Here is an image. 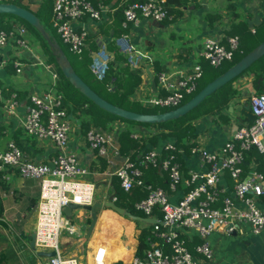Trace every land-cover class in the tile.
I'll list each match as a JSON object with an SVG mask.
<instances>
[{"label":"built area","instance_id":"1","mask_svg":"<svg viewBox=\"0 0 264 264\" xmlns=\"http://www.w3.org/2000/svg\"><path fill=\"white\" fill-rule=\"evenodd\" d=\"M38 5L40 0H35ZM163 0H133L122 5L123 25L137 23L141 18L151 17L162 20L165 11ZM0 2H14L0 0ZM107 6L99 3L93 5L89 0H53L52 26L68 46V49L81 55L85 47L87 30L74 23L84 16L100 20ZM255 31V27L251 28ZM13 42L14 56L33 47L28 39L27 27L23 22H15L8 30L0 28L1 48ZM239 48V37L229 34L206 36L200 46L190 56V66L178 70H161L156 73L161 92L149 96H137L139 101L148 105L168 108L183 102L186 94L198 87L203 75V61L218 66L223 61H231ZM111 55L106 57L109 60ZM18 71L22 62L14 60ZM1 66V64H0ZM107 64L99 65L90 61L89 68L94 76L103 78ZM55 78H56V73ZM108 88L110 86L108 85ZM29 105L23 120V128L28 134L40 140L49 138L55 147V153L45 159L33 157L19 148L14 141H9L5 148L0 146V170L15 169L23 177L35 178L39 194L35 205V246L37 249L50 251L49 264H85L75 255H65L60 245V235L67 227L63 208L69 202L90 204L94 201L95 182L87 177L88 166L82 164L75 153L67 150L69 135L73 131L72 119L63 105L61 94L54 90L36 91L28 95ZM250 110L255 118L249 123H240L230 139L224 141L219 152L191 147V153H199L204 170H183L172 153L163 154V150H175V144L169 140L161 149L152 147L144 153L124 156L122 162L110 170L117 176L120 186L129 190L142 186L146 195L134 202V207L145 216L156 219L151 223L153 234L158 240L151 242L141 256H134L130 262L118 261L115 264H195L200 257L213 259V249L205 239L213 230H229L230 218L235 219L234 228L240 231L239 225L248 222L254 233L264 228V210L256 197L264 192V170L255 167L244 172L243 161L248 151L256 149L264 153V91L249 95ZM18 100L12 95L5 104V113H15ZM119 123L104 130L89 125L85 131L87 144L97 154L107 157L118 154L119 145L116 130ZM183 153V149H176ZM113 163L112 160H109ZM153 165L168 175V186L175 190L181 182L186 185L185 192L176 202H171L169 192L161 186L146 183L143 179V168ZM228 173L234 180L232 194L220 198L217 183ZM112 199L116 200L114 194ZM236 203L241 207L234 208ZM74 230L73 228H70ZM200 242L190 247L192 236ZM105 248L100 246L93 264H104Z\"/></svg>","mask_w":264,"mask_h":264},{"label":"crops","instance_id":"2","mask_svg":"<svg viewBox=\"0 0 264 264\" xmlns=\"http://www.w3.org/2000/svg\"><path fill=\"white\" fill-rule=\"evenodd\" d=\"M126 2L127 0H109L105 3L107 8L102 13L100 20L84 16L74 24L87 30L83 57L90 56L92 61L101 66L107 64L106 57L110 54L111 58L114 59L116 55L109 47L111 42L116 46L118 52L122 53L118 62L129 64L141 72V81L131 96L133 99H136L138 95L161 92L156 73L161 70H178L189 67L191 53L200 46L206 36L215 34L225 37L232 32L239 36L252 27L256 28L264 19V0H234L237 11L234 17H231V14L225 9L226 0H200L198 6L195 5L194 1L188 0L186 5L179 7L181 11L179 18H170L165 23L162 21L163 19L159 21L145 17L137 23H129L125 26L122 22V5ZM37 6L35 4L34 9ZM116 10L119 11L116 12ZM206 14L210 15V18H214L211 24L207 23ZM13 47L14 44L11 41L2 47L0 52V146L2 148H5L9 141H14V130L17 127H23L22 123L29 105V93L33 89L45 90L50 84V78L46 76L47 73L45 78L42 75V70L38 69L35 60L40 57L37 56L35 46L26 53L30 58L29 61L20 60L18 54L14 56ZM35 51L36 53H34ZM35 55L34 60L32 57ZM9 57H14L15 60L19 59L22 62L20 71L16 69L14 60V69L9 68ZM26 64H28L27 67ZM77 67L85 78L91 73V70L87 69L89 64L87 68L80 65ZM41 76L44 80L40 79ZM252 79L253 72H248L232 81L233 86L241 94L233 103L232 110L227 109L230 119L228 123L216 122L214 116L210 114L201 117L195 123L196 136L192 137L191 140L195 141L196 146L200 149L205 148L219 152L224 141L232 137L233 124L246 123V118L242 116L238 108L245 107L250 110L248 97L256 91ZM152 80L155 81V85H152ZM261 88L264 90V80ZM12 95H16L18 105L15 113L7 116L5 104ZM68 115L74 122V129L69 135L67 150L75 153L80 162L88 166L87 177L93 180L96 185L94 201L103 202L110 194H115V187L119 180L116 175L109 172L122 162L124 155L121 154L119 148L118 154L111 153L107 157L102 156L105 161L104 164L99 161L95 162L96 152L89 148L85 133H82V130L84 129L85 132L88 126L81 125L80 120L76 116H72L71 113ZM116 123H119V128L127 126L123 122ZM140 127L133 126L132 129L135 131ZM169 140L161 139L155 147L161 149L164 143ZM39 145L42 150L35 152L34 156L37 158L45 159L51 150H55L53 142L49 138L40 140ZM254 152L246 153L243 163L248 166L244 168V172L253 167L264 170V154L258 159ZM181 155L186 170H204L206 168V165L201 162L199 153L189 152L186 154L183 149ZM109 160H112L113 163H110ZM158 171L160 172V170ZM183 176H187L185 171H183ZM1 177L6 185L20 193L19 197L13 199L8 193L1 194L5 203L0 221L4 222V219L10 223L14 222L15 216L19 212L17 201L20 202L21 194L23 193L24 197L34 198L37 201L39 186L35 178L23 177L15 169L1 170ZM217 185L220 188L221 198L232 194L234 180L226 172ZM163 188L169 192L171 202L174 203L185 192L186 185L181 182L175 190L170 189L168 185L163 186ZM256 201L257 205L264 210V192L256 197ZM241 206V203H236L234 208ZM34 209L35 206L23 224L26 237L21 239V245L8 248L15 258L6 264H49V256L36 254L28 244L27 235L34 232ZM64 216L68 223L67 227L62 230L60 245L65 255H75L79 259L82 258L81 262L93 264L95 253L102 246L105 248L104 264H115L118 261L130 262L135 256L138 233L135 220L117 213L110 207L102 206L97 213L90 236L86 237L90 221L89 211L78 208L72 210L70 216L64 212ZM230 225L233 226L232 229H217V231L208 234L207 241L213 249V259L207 260L200 257L195 264H264V228L260 232L254 233L250 224L244 222L239 225V231L234 228V218L228 220L226 227ZM200 241L198 236L193 235L190 240V247L192 248ZM25 243L26 246H22Z\"/></svg>","mask_w":264,"mask_h":264},{"label":"trees","instance_id":"3","mask_svg":"<svg viewBox=\"0 0 264 264\" xmlns=\"http://www.w3.org/2000/svg\"><path fill=\"white\" fill-rule=\"evenodd\" d=\"M15 3L22 5L28 8V5L22 3V0H13ZM93 5L97 6L99 3L105 4L109 0H89ZM133 0H127L130 2ZM188 0H163L162 5L165 11V19L168 21L170 18H176L180 15L181 11L179 7L186 5ZM194 1L195 5H199L200 0H190ZM226 7L225 9L231 14V17H234L237 14L235 9V2L234 0H226ZM126 2V3H127ZM52 5L53 0H40L38 2V6L36 9H32L33 12L38 15L41 23L44 26V29L47 30L51 37L58 41L61 48L67 55L68 59L74 66L75 70L81 77L100 95L104 98L109 100L110 102L120 105L124 108L140 111V112H156L160 110H151L146 108L142 104H140L139 100L131 98L135 88L139 85L141 81V72L137 68H133L129 64H121L118 62L121 55L118 53L116 46L113 43H109V47L115 52L114 59H109L107 61V66L105 68V73L103 78H97L91 72V76L95 79L96 84L90 82L89 79L85 78L78 70L77 65L85 67L86 64L83 61L76 59L75 57H70L69 52L63 44L61 43L60 37L54 31L55 29L52 26ZM119 10H116L118 12ZM207 23L211 24L214 21V18H210L211 16L206 14L205 15ZM20 21L27 25L28 28V39L33 45L35 46V50L37 51L38 55L41 59L49 64L52 67V70L56 73V78L54 84L50 82V86L55 88V92L61 94L63 98V105L66 108L67 112L72 116H76L79 120L81 125H96L104 130H109L112 128L113 124L116 122H123L127 126L120 127L116 130V138L117 143L119 144L120 152L122 155H131L132 158L136 157L137 154L144 153L145 151L149 150L158 143L159 140L163 139H170L174 142L176 149L182 148L185 150L186 154L191 152V147L195 145V141L191 140L192 137L196 136L195 132V121L202 115L210 114L213 115L217 114V118H215L216 122L228 123L229 116L227 114V109L229 106L233 105L235 101L240 97V91L233 86L232 81L237 78L238 76L242 75L243 73L253 72V79L252 83L256 88L255 93L263 92L264 90L261 88L262 81L264 80V55L258 58L254 63H252L248 68H246L243 72L237 75L232 80L226 82L224 85L216 89L213 93L208 95L202 103H200L199 112H193L192 110L187 111L182 116L177 118H173L163 122H140L135 120H129L117 116L111 112H108L98 105H96L92 100L86 97L83 93H81L78 88L74 87L68 80V78L62 73L60 67L56 63V56L53 52L52 47L43 37L41 32L37 30L33 25L28 23L23 18L11 14V13H0V28L3 29H10L13 23ZM264 30V19L261 20V23L257 25L255 31L252 32L251 29L243 32L239 35V48L236 51L233 59L228 62L225 66H206L203 64V75L199 80L201 82L200 86L196 88L191 94H195L206 82L220 74L224 71L227 67L237 61L241 56H243L246 52L252 49L256 44H258L263 38L257 37L259 33ZM264 32V31H263ZM234 34V32H232ZM231 33V34H232ZM254 40V43L251 41ZM68 47V46H67ZM31 48V49H33ZM77 55V54H75ZM78 56V55H77ZM36 57L33 56L34 59ZM86 57H83V60ZM187 58V55H185ZM29 61L28 55L21 54L20 60ZM37 59V58H36ZM13 60L15 58H8V66L11 70L14 69L13 67ZM36 61V60H35ZM38 64V63H37ZM75 64H77L75 66ZM90 69V68H87ZM47 77L50 78V73L47 72ZM204 76H207L203 81H201ZM98 83V84H97ZM108 84L110 88H108ZM104 90V91H102ZM16 96V95H15ZM189 96V97H191ZM188 97V98H189ZM187 98V99H188ZM185 99V100H187ZM183 100V101H185ZM249 100V97H248ZM249 103V102H248ZM134 104H136L134 106ZM198 106V105H197ZM195 108V107H194ZM192 111V112H191ZM133 126H141L140 129L133 130ZM149 127V128H147ZM14 142L16 145L21 148L25 153L34 156L36 151H41L42 148L39 145L40 139L37 138L35 135L28 134L23 127H17L14 130ZM196 146V145H195ZM33 149V150H32ZM163 150V154L172 153L175 156V159L179 162L181 169L187 172L182 155L177 150ZM255 151L254 153L257 154L258 159L264 153L258 152L256 149H252L248 152ZM247 152V153H248ZM55 153V150H51L49 154ZM37 158V157H36ZM101 162L102 164L105 163L104 159L101 155L96 153L95 162ZM247 164L243 163V167L247 168ZM159 168L153 166L151 164L145 166L143 168V179L146 183H151L154 186H165L168 185V175L164 171H158ZM159 172V173H158ZM246 172V171H245ZM115 195L116 200L115 202L120 206H123L127 210L131 211L134 214H138L140 216H145L144 213L138 211L134 207V202L141 199L146 195V190L142 186H134L129 190H124L119 182L115 187ZM9 194L11 199L19 197L20 193L15 191L8 185H6L1 177V170H0V218L2 217L3 210H4V200L1 197V194ZM22 197L20 202L17 201L19 205V212L16 214L14 218V222H11V226L13 227L14 231L16 232V240L18 243H21V239L25 236V232L23 230L24 221L29 217L31 212L33 211L34 206L36 205V200L30 197H24L23 193L21 194ZM22 213V214H21ZM1 222V221H0ZM3 224L8 222H1ZM136 228L138 229L137 233V245H136V256H141L146 248H148L152 241L158 240L157 237L153 234V226L151 223L143 222L142 220H135ZM24 233V234H23Z\"/></svg>","mask_w":264,"mask_h":264},{"label":"water","instance_id":"4","mask_svg":"<svg viewBox=\"0 0 264 264\" xmlns=\"http://www.w3.org/2000/svg\"><path fill=\"white\" fill-rule=\"evenodd\" d=\"M0 13H11L17 15L28 23L33 25L37 30L41 32L46 41L50 44L53 49V52L56 56V63L60 67L62 73L68 78L69 82L78 90L83 93L86 97L92 100L96 105L100 108L111 112L117 116H120L125 119L135 120L140 122H163L173 118H177L182 116L187 111L191 110L199 103H201L208 95L213 93L216 89L224 85L226 82L232 80L241 72H243L246 68H248L252 63H254L258 58L264 55V38L256 44L252 49L246 52L243 56H241L237 61L227 67L220 74L206 82L195 94L189 97L187 100L183 101L179 105L164 109L156 112H140L128 108H124L120 105L114 104L104 98L102 95L97 93L82 77L77 73L74 66L68 59L67 55L61 48L60 44L57 40L51 37L50 33L44 29L43 24L41 23L38 15H36L32 9L19 5L15 2H0ZM158 23V21H156ZM28 50L22 52L23 55L27 53ZM152 85H155V81L152 80ZM229 110H232V106L230 105ZM238 110L241 112L242 116L246 118V123L251 122L255 115L254 113L243 107H239ZM237 116V115H236ZM240 123H235L232 126V133L236 131L238 125ZM232 134V135H233ZM113 195L110 194L106 200L102 201H93L90 204H79L74 202H69L64 206L63 211L67 216L71 215L72 210L82 208L90 212V221L87 227L86 237L90 236V233L93 230V227L96 222L97 213L101 209L102 206L110 207L117 213L124 215L131 220H142L143 222L153 223L156 219L151 218L149 216H140L138 214H134L131 211L127 210L123 206L117 204L113 199ZM28 244L32 250L36 252V254L40 256H52L54 254L53 250L46 251L37 249L35 246V233L31 232L27 235Z\"/></svg>","mask_w":264,"mask_h":264},{"label":"rangeland","instance_id":"5","mask_svg":"<svg viewBox=\"0 0 264 264\" xmlns=\"http://www.w3.org/2000/svg\"><path fill=\"white\" fill-rule=\"evenodd\" d=\"M32 1V2H31ZM22 3H24V4H26V5H28V8H30V9H34V6H35V4L37 3L36 1H34V0H22L21 1ZM32 3V4H31ZM37 5V4H36ZM180 16L178 15L177 16V18H179ZM177 20V19H176ZM176 20H174V21H176ZM163 22H165L166 23V20L165 19H163L162 20ZM24 22V21H23ZM168 22V21H167ZM54 28V27H53ZM55 29V28H54ZM54 31H56V30H54ZM264 30H262V32L261 33H259L258 34V36L257 37H262V35H263V32ZM61 40V43L63 44V46L65 47V49H67L68 50V54H69V56L72 58V57H75L76 59H78V60H81V61H83V63L84 64H86V66H85V68H87L88 67V64L90 63V61H91V58H90V56L88 57H86V58H84V60H83V53L81 54V55H75L74 53H72L69 49H68V47H67V45H66V43H64L63 42V40L62 39H60ZM252 43H254V40H252L251 41ZM34 53H36V51L34 52ZM120 55H122V53L121 52H118ZM192 54V53H191ZM125 56H126V54H124ZM38 57H40L39 55H37ZM35 60V59H34ZM33 60V61H34ZM35 62V61H34ZM228 62H230V61H223L220 65H218L219 67H223V66H225ZM36 63H38V69L39 70H42V75L46 78V76H45V74L47 73V72H49L50 73V82L52 83V84H54V82H55V74H54V71L52 70V67L49 65V64H47L46 62H44L42 59H41V57L40 58H37L36 59ZM203 64H205L206 66H208L209 64H208V62L207 61H203ZM27 65L28 64H26V67H27ZM77 64H75V66H76ZM92 74L90 73V74H88V76H87V79H89V81L90 82H93V80H95L92 76H91ZM207 76H204V78L201 80V81H203L205 78H206ZM40 79H42V80H44L43 78H42V76H41V78ZM94 84H96V82L94 81L93 82ZM98 84V83H97ZM200 84H201V82H200ZM200 84H198L199 86H200ZM198 86V87H199ZM46 91L47 90H51V91H55V88L53 87V86H47V88L45 89ZM45 90H41V91H45ZM37 91V90H36ZM102 91H104V90H102ZM149 95H151V94H148V95H145V97L146 96H149ZM189 96H191V94H186V96H185V98H184V100L185 99H187ZM140 104H142L143 106H145L146 108H149V109H151V110H160V109H166L167 107H163V106H158V105H146V104H144L142 101H140L139 102ZM202 103V102H201ZM136 104H134V106H135ZM137 106V105H136ZM28 108V107H27ZM199 108H200V103L198 104V106H195V108H193V112H199ZM191 111V112H192ZM206 115H209V114H206ZM205 115H202V116H200L198 119H196V121H195V123L201 118V117H204ZM213 116V115H212ZM214 116H215V118H217V114H214ZM72 125H74V122H72ZM93 126H96V125H93ZM96 127H98V126H96ZM147 128H149V127H147ZM86 131V130H85ZM82 133H85L84 132V129L82 130ZM172 141V140H171ZM96 191V190H95ZM139 211V210H138ZM35 213V212H34ZM3 221L4 222H6V220H4L3 219ZM9 223V222H8ZM213 231H217L216 229L215 230H213ZM212 231V232H213ZM15 236H16V232L14 231V229H13V227L11 226V222H10V225H8L7 223H5V224H3V223H1L0 222V264H6V263H9V262H11L14 258H15V256H14V254H12L11 253V250H8V248H10V247H13V246H15V247H17V246H19V245H21V244H19L18 243V241L16 240V238H15ZM61 236V235H60ZM208 236V235H207ZM206 240H207V237L205 238ZM22 246H26V243L25 244H23ZM80 260L82 261V258H80Z\"/></svg>","mask_w":264,"mask_h":264}]
</instances>
